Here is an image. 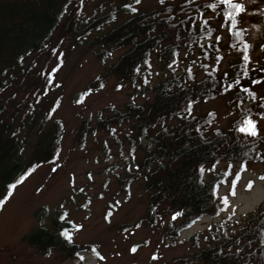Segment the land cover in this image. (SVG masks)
Segmentation results:
<instances>
[{
    "label": "trees",
    "instance_id": "obj_1",
    "mask_svg": "<svg viewBox=\"0 0 264 264\" xmlns=\"http://www.w3.org/2000/svg\"><path fill=\"white\" fill-rule=\"evenodd\" d=\"M86 2L0 0V212L12 186L35 168L53 162L60 152L62 126L44 131L49 112L39 124L30 160L26 163L21 154L20 139L26 125L20 110L24 106L29 109L30 100L50 82L44 72L34 74L26 63L55 41L57 49L70 38ZM105 2L115 9L92 20L81 37L109 25L117 10L131 16L98 38L97 46L102 51L96 57L105 63L121 52L107 74L122 86L132 85L137 96L150 91L156 95L147 104L131 103L124 110L108 107L106 111L112 115L100 112L96 123L82 121L75 133L76 143L82 146L90 135L99 132L115 135L119 128L131 124L138 140L147 142V156L139 162L146 170L149 198L143 221L157 226L167 216L180 215L179 226L169 228L171 235L178 237L203 218L221 219L215 225L214 245L175 259L172 264H264V201L231 235L227 225L232 215L224 216L229 203L225 204L218 193L235 175L231 176V167L217 171L222 164H240L242 171L251 164H264V93L260 91L264 86V12L257 15L263 31L261 42L254 46L242 21L247 12L244 0H234L244 5L234 22L228 19L230 9L221 0H161L159 7L140 13L142 0ZM157 64L165 72L155 73ZM157 74L163 77L151 90L148 86ZM103 83L104 78L96 79L80 96ZM22 87L27 95L18 111L12 112ZM5 95L8 97H2ZM219 98L226 99L235 115L228 128H215V111L196 113L198 105ZM248 119L256 125L254 136L239 130ZM210 169L213 173L208 179ZM138 177L133 174L121 179L122 187L129 189ZM72 227L61 213L50 226L38 228L25 240L45 256L58 253L66 259H77L83 252L97 253L95 247L76 244L65 236ZM192 240L198 247L199 235Z\"/></svg>",
    "mask_w": 264,
    "mask_h": 264
},
{
    "label": "rangeland",
    "instance_id": "obj_2",
    "mask_svg": "<svg viewBox=\"0 0 264 264\" xmlns=\"http://www.w3.org/2000/svg\"><path fill=\"white\" fill-rule=\"evenodd\" d=\"M170 1L180 3L185 0ZM244 3L247 12L243 15V25L257 46L263 31L257 15L264 12V0H244ZM160 5L161 0H142L139 13ZM113 9L115 7L105 0H87L70 38L62 41L57 49L58 40L55 41L47 51L36 52L27 60L30 71L34 74L44 72L46 77H50V82L30 100L29 109L24 106L20 110L26 125L20 139L21 154L27 163L39 124L49 112L50 119L44 131H53L60 124L62 144L57 158L35 168L15 186L5 202L0 212V264H172L175 259L215 243V225L221 219L203 218L178 237L172 236L170 231L179 226L180 215L167 216L157 226L143 221L149 198L145 188L146 170L140 168L139 162L147 156V142L138 140L131 124L119 128L115 135L104 132L92 134L82 146L75 141V133L82 121L96 123L100 112L104 116L112 115L106 111L108 107L124 110L131 103L147 104L156 95L150 91L137 96L132 85L122 86L107 74L109 66L116 62L121 52L113 54L105 63L96 57V53L102 51L97 46L98 38L131 16L117 10L113 22L81 37L92 20L109 14ZM255 54L259 58L261 50H256ZM59 61L62 62L60 66ZM154 71L165 72L158 64ZM161 74L154 77L149 89H154L163 77ZM98 78H104L103 86L81 97ZM30 80L28 78L27 81ZM23 88L12 112L18 111L27 95ZM260 91L264 93V86ZM210 111L218 115L215 128H228L235 119L224 98L196 108L197 114ZM261 129L264 132V120L261 121ZM229 167L231 176L240 173L235 195H232L231 177L221 187L218 196L228 197L229 207L224 216L232 215L227 226L230 234L235 235L245 217L264 201V179H261L264 177V164H251L244 171L240 164H222L217 171H227ZM212 173L210 169L208 179ZM133 174L139 176L138 179L129 189L122 187L120 180ZM249 182L252 183L251 188L248 187ZM61 213L73 225L68 233L71 240L82 246H93L97 253L83 252L77 259H66L58 253L45 256L26 242L27 235L42 226H50ZM196 234L199 235L198 247L192 240Z\"/></svg>",
    "mask_w": 264,
    "mask_h": 264
},
{
    "label": "snow or ice",
    "instance_id": "obj_3",
    "mask_svg": "<svg viewBox=\"0 0 264 264\" xmlns=\"http://www.w3.org/2000/svg\"><path fill=\"white\" fill-rule=\"evenodd\" d=\"M137 2H138V0H137ZM221 3L226 4L229 7L230 11L227 14L228 19L233 21V22L235 19V15L244 11V5L242 3H239V2H234V0H221ZM243 123H244V127H241L239 129L241 132H245V133H247L249 135H253V136L257 134L256 133V125L251 119H248V120L244 121ZM261 179H264V177H261ZM239 180H240V173L237 172L235 174V178L231 182L232 183V195H235V186L239 182ZM12 187L15 188V185H13ZM248 187L249 188L252 187L251 182H249ZM223 202L225 204L228 203V197L227 196H225L223 198ZM65 236L69 240H71V236L68 233H65ZM133 251H134V249H133Z\"/></svg>",
    "mask_w": 264,
    "mask_h": 264
}]
</instances>
